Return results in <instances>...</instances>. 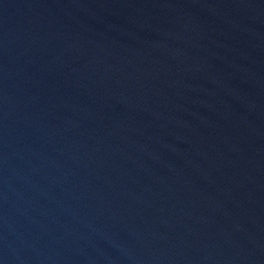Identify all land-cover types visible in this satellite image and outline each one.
<instances>
[{
    "label": "water",
    "instance_id": "1",
    "mask_svg": "<svg viewBox=\"0 0 264 264\" xmlns=\"http://www.w3.org/2000/svg\"><path fill=\"white\" fill-rule=\"evenodd\" d=\"M0 264H264V0H0Z\"/></svg>",
    "mask_w": 264,
    "mask_h": 264
}]
</instances>
